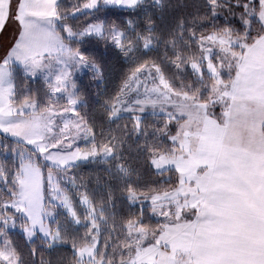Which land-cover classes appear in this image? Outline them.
I'll return each instance as SVG.
<instances>
[{
  "label": "snow or ice",
  "instance_id": "6c2138e0",
  "mask_svg": "<svg viewBox=\"0 0 264 264\" xmlns=\"http://www.w3.org/2000/svg\"><path fill=\"white\" fill-rule=\"evenodd\" d=\"M53 2L47 18L59 21L63 42L46 43L67 59L51 81L41 43L26 39V0H7L6 15L0 8V32L16 26L0 55V85L19 62L46 86L44 103L39 93L17 101L14 86L7 95L0 87V140L18 146L0 153V264H29L25 248L30 264H49L53 251L67 264H264V0H204L198 19L211 26L185 29L181 20L163 61L153 51L162 34L151 14L138 26L144 0H78L70 12ZM120 62L125 71L99 110L109 124L131 113L132 131L145 137L154 127L145 113H164L144 144L159 184L125 181L133 174L121 162L122 140L87 113L82 82L103 83ZM181 72L192 78L187 84H177ZM100 155L116 158L120 192L140 205L119 216L118 243L104 234L105 226L116 230L117 212L76 171ZM114 200L109 187V207ZM146 205L155 224L145 222Z\"/></svg>",
  "mask_w": 264,
  "mask_h": 264
},
{
  "label": "trees",
  "instance_id": "16d2710c",
  "mask_svg": "<svg viewBox=\"0 0 264 264\" xmlns=\"http://www.w3.org/2000/svg\"><path fill=\"white\" fill-rule=\"evenodd\" d=\"M61 11L70 12L73 7L78 5V0H61ZM206 9L204 7V0H161L157 3L156 0H144V3L140 7L137 15L139 17V27H145V18L151 14V18L155 21L154 30L162 34V38L159 40L158 45L153 49L154 53L163 61L165 60L164 53L168 51L171 53V47L165 43V40L170 35H175L179 31L180 21L183 20L185 29L199 26L203 27L207 25L211 26L210 20L201 22L198 16L204 15ZM222 17L227 15L226 12H222ZM192 18H195L193 21ZM85 17H79L80 23H83ZM76 20L70 21V23H76ZM135 35V33H132ZM185 35L187 32L185 31ZM125 71V65L120 62L114 64L109 71L106 73L104 82L99 80L88 79L82 82L81 90L86 97L87 103V113L95 115L98 124L103 125V131L109 135H115L118 139L122 140L123 147L119 155L121 162L125 166H130V171L132 176L124 178L125 181L131 179L139 184L144 183H156L159 184L162 181V177L155 176L149 165H148V149L144 146L146 139L148 141L154 140L157 137V132L155 128L161 126L160 119L163 118L162 115L145 113V119L154 127L150 128L147 133V137L143 133L140 135L135 134L132 131L131 124V113L127 115H121L119 120L112 121L109 124L102 112L99 110V105L102 104L103 98L110 95L118 86L119 80ZM192 79L186 73H179L177 84L181 80L185 84ZM23 80V79H22ZM29 84L33 85L32 82L28 81ZM35 88V86H31ZM83 108L85 107V102L82 101ZM99 131V128H98ZM0 145H3L13 149L14 143L9 140H0ZM17 146V145H16ZM77 174L83 176L87 181L89 188L94 192L97 199H103L105 202V210L111 214L112 210L115 209L117 212V228L112 231L109 227H104V234L107 235L111 233L112 243H118L119 240L124 239V234L120 228L119 216L127 217L130 214H135L138 212L140 207L139 204L130 205L128 203L127 196L120 192L121 178L123 173L117 168V161L115 157H111L107 160H91L89 162L80 163L76 168ZM139 174L140 179L136 180V174ZM109 187L113 189L115 200L112 202L111 207L108 205L109 199ZM0 195H3L0 193ZM147 214L145 222L153 223L151 217ZM150 217V218H149ZM83 228V226H81ZM40 248L44 249L45 245L40 244ZM26 260L31 261V257L27 253V249H24ZM46 259L49 260V264H67L68 256L56 251H53L51 255H46Z\"/></svg>",
  "mask_w": 264,
  "mask_h": 264
},
{
  "label": "rangeland",
  "instance_id": "374dc122",
  "mask_svg": "<svg viewBox=\"0 0 264 264\" xmlns=\"http://www.w3.org/2000/svg\"><path fill=\"white\" fill-rule=\"evenodd\" d=\"M54 8H55V4L53 0H36L35 3L31 2V0H26L25 12L29 21L33 25L26 39L27 42L39 41L41 43V47L39 50L42 53L43 57L45 58V63L51 65V71L53 73V75L49 77L50 81L54 79L55 74L62 67V65L58 63V60L67 59V56L65 55V52L63 50H58V48L56 47H49L48 44L46 43L49 40H56L63 42V37L60 35L59 21H49V19L47 18V13L52 12ZM36 25H38L39 27H35ZM1 35L2 37H0V55H3L4 48L7 45L11 44L13 40L16 38L15 24H12V26L8 28L7 32H2ZM28 81L32 82L33 85L29 84ZM13 86L16 94L15 98L17 101H23L25 97L28 95H31L33 98H35L36 95L39 93V99L41 103L45 102V94H44V89L46 87L45 83L41 78H38L36 80H31L27 78L24 65L19 62H13L12 64L9 65L3 83L2 85H0V87H2L3 89L4 94L6 90L10 94L13 91ZM31 86H35V88H31ZM63 99L64 97L63 95H61L60 100L63 101ZM82 104L83 103L81 102L80 108L84 109ZM7 105H8V101H7ZM148 112L152 114L164 116V113L159 111L153 113V111L149 109ZM127 114L130 113H123L122 115H127ZM2 146L3 145H0V153L5 152V150L11 153L12 149L6 146L3 148ZM80 146L85 147L86 145L84 144L83 141H81ZM17 147L18 146L14 145V148ZM111 157L112 156H109L107 159ZM96 159L106 160L103 155H100L98 157H95L94 159L81 160L79 161L78 164L89 162L91 160H96ZM148 215L151 217V220H153V224H155V218L152 217L150 214ZM176 231L179 233L180 226H177Z\"/></svg>",
  "mask_w": 264,
  "mask_h": 264
},
{
  "label": "crops",
  "instance_id": "0c3cea01",
  "mask_svg": "<svg viewBox=\"0 0 264 264\" xmlns=\"http://www.w3.org/2000/svg\"><path fill=\"white\" fill-rule=\"evenodd\" d=\"M7 7H8V3H7V0H2V2H0V8H3L5 10L4 14L6 15V10H7ZM3 27V20L0 19V28ZM2 32H0V37H2L1 35ZM5 34V33H4ZM9 94V92L6 90L5 92V95ZM4 107L7 108L8 105H7V100H5V103H4Z\"/></svg>",
  "mask_w": 264,
  "mask_h": 264
}]
</instances>
